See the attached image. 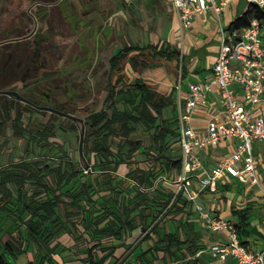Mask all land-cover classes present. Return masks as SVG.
Here are the masks:
<instances>
[{"label": "trees", "instance_id": "obj_1", "mask_svg": "<svg viewBox=\"0 0 264 264\" xmlns=\"http://www.w3.org/2000/svg\"><path fill=\"white\" fill-rule=\"evenodd\" d=\"M73 15L70 23L81 25ZM252 19L264 24V9L250 2L229 29ZM15 38L0 45V90L16 91L27 102L0 94V264H150L159 251H194L181 229L169 228L195 210L172 183L180 170L176 89L158 90L142 75L154 65L148 58L177 63V47L166 39L118 46L107 59L100 106L79 116L60 102L36 99L35 86L45 78L39 70L49 60L58 63L46 45L50 36ZM49 70L72 90L63 78L70 69L50 64ZM78 124L79 133L84 127L82 153L69 155L55 138L59 131L75 132ZM234 213L245 246L246 209Z\"/></svg>", "mask_w": 264, "mask_h": 264}, {"label": "built area", "instance_id": "obj_2", "mask_svg": "<svg viewBox=\"0 0 264 264\" xmlns=\"http://www.w3.org/2000/svg\"><path fill=\"white\" fill-rule=\"evenodd\" d=\"M264 9V0H250ZM224 3L214 0H171L181 29L187 28L196 14L212 10L218 17ZM261 26L256 19L241 29L220 28L219 48L212 66V83L217 86L222 106L221 118L211 116L203 133L191 124V113L196 103H206L211 83H191L182 107L179 88L176 86V119L179 132L180 170L173 180L177 191H183L193 202L194 209L210 231L220 232L225 241L211 246L213 255H230L238 264H264V251L253 252L239 240L234 224L219 215L210 213L196 202V190L191 188L194 179L198 189L216 190L218 179L225 174L242 184L260 186L255 170L252 141H264V112L259 103L264 95V41ZM240 91L241 94H237ZM236 140L233 150L220 158L214 166L203 165L199 150L217 147L221 142Z\"/></svg>", "mask_w": 264, "mask_h": 264}, {"label": "rangeland", "instance_id": "obj_3", "mask_svg": "<svg viewBox=\"0 0 264 264\" xmlns=\"http://www.w3.org/2000/svg\"><path fill=\"white\" fill-rule=\"evenodd\" d=\"M35 1L0 0V45L17 39L15 35L22 39L31 33L27 37L30 40L49 35L46 45L57 58V64L71 70L63 78L69 79L72 90L62 78L49 76L50 64L57 65L49 60L46 68L39 70L45 78L35 86L36 99L44 105L60 102L66 110L79 116L100 106L107 88V59L114 49L125 43L145 44L165 39L167 18L161 19V7L156 1L143 0L140 4L132 0L124 5L121 0H39L42 5H36ZM74 12L81 25L70 23ZM80 60L83 64L78 67ZM148 60L155 66L146 68L142 75L153 87L165 89L169 84L164 70L174 64L157 58ZM86 70L91 71V75L85 73ZM174 72L171 69L173 79ZM85 83L87 88H84ZM67 92L72 94V101H68ZM43 93L49 95V101L44 100ZM79 129L78 124L75 132L59 131L55 138L69 155L78 150ZM81 163L85 169L89 168L83 159Z\"/></svg>", "mask_w": 264, "mask_h": 264}, {"label": "crops", "instance_id": "obj_4", "mask_svg": "<svg viewBox=\"0 0 264 264\" xmlns=\"http://www.w3.org/2000/svg\"><path fill=\"white\" fill-rule=\"evenodd\" d=\"M127 3L132 0H125ZM140 4L144 1L139 0ZM161 7L162 20L167 18L165 39L175 45L180 52L179 61L173 66H167L164 76L168 78V84L179 88L182 107L189 84L210 82L211 91L206 95V103L198 102L191 110V124L193 128L203 133L205 123L211 116H222V106L217 94V86L212 83V66L219 48L220 28L228 30L233 20L242 14L250 4V0H214L216 3H224L218 17L212 10L196 14L191 19L187 28L181 29L177 21L176 13L171 5V0H151ZM261 39L264 41V24L261 26ZM174 69L175 76L171 73ZM237 94H241L237 91ZM176 100L174 104L176 107ZM259 111L264 112V95L259 103ZM236 140L221 142L217 147H208L198 151L203 165L207 168L225 155H228L234 147ZM255 157V170L259 177L260 186L242 184L235 177L225 174L218 179L216 190H199L194 179L191 180V188L196 190V202L211 214L219 215L238 223V217L234 210L246 209L247 233L242 237L245 246L253 252L264 251V141L254 140L251 143ZM180 226V227H179ZM172 230L181 229L182 239H191V249H172L171 253L156 252L152 254L150 264H238L230 255H213L210 248L216 243L225 241V236L216 231L208 230L201 217L195 210L188 215L187 220L169 223ZM139 233H135L137 236ZM132 239H127L130 242ZM146 248V243L141 244ZM121 252V251H120ZM119 252V253H120ZM118 253V254H119ZM124 256V255H123ZM136 261L121 260L119 264H137Z\"/></svg>", "mask_w": 264, "mask_h": 264}, {"label": "water", "instance_id": "obj_5", "mask_svg": "<svg viewBox=\"0 0 264 264\" xmlns=\"http://www.w3.org/2000/svg\"><path fill=\"white\" fill-rule=\"evenodd\" d=\"M28 36V35H27ZM27 36H24L22 38H26ZM0 94H5V95H8V96H14L16 97V99L18 100H21V101H24V102H27L26 99H24L22 96H20L18 94V92L16 91H13V90H0ZM39 109H42V110H48V111H51V112H55L57 114H60L62 116H65V117H69V118H72V119H77L75 116H72L70 114H67V113H64L62 111H59V110H56L54 108H51V107H48V106H37ZM80 120V119H79ZM81 121V120H80ZM83 134H84V127L83 125L81 126V130H80V133H79V145H78V151H79V154L81 153V150H82V139H83Z\"/></svg>", "mask_w": 264, "mask_h": 264}, {"label": "flooded vegetation", "instance_id": "obj_6", "mask_svg": "<svg viewBox=\"0 0 264 264\" xmlns=\"http://www.w3.org/2000/svg\"><path fill=\"white\" fill-rule=\"evenodd\" d=\"M55 2H56V1H55ZM45 3H46V2H45ZM35 4H36V5H42V4H41V1H39V0L35 1ZM34 18H35V16H34ZM35 20H36V18H35ZM29 35H31V33H30ZM29 35H28V36L26 35V36L29 37ZM27 37H26V38H27ZM168 87H169V86H167L166 88H168ZM162 90H163V89H162Z\"/></svg>", "mask_w": 264, "mask_h": 264}]
</instances>
